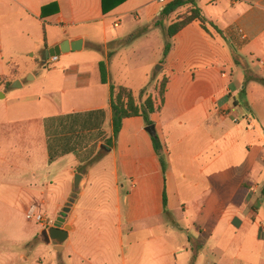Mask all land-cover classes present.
<instances>
[{
    "label": "crops",
    "instance_id": "0c3cea01",
    "mask_svg": "<svg viewBox=\"0 0 264 264\" xmlns=\"http://www.w3.org/2000/svg\"><path fill=\"white\" fill-rule=\"evenodd\" d=\"M197 4L212 26L195 21L164 58L163 30L151 26L168 5L159 0H127L107 15L102 0H0V176L10 167L20 183L0 186V218L48 208L37 201L48 188L39 169L54 181V169L68 163L66 173L84 176L71 212L94 169L110 191L84 202L93 214L110 197L106 220L89 215L81 228L77 216L66 219L62 251L72 254L63 264H264V85L246 81L247 71L264 78V0ZM65 40H82L81 50L52 62L45 51ZM144 52L148 60L132 65ZM165 77L164 106L150 118L164 171L142 117L125 119L114 138L111 85L157 97ZM38 236L20 249L55 247L30 245ZM14 261L16 250L0 249V264Z\"/></svg>",
    "mask_w": 264,
    "mask_h": 264
},
{
    "label": "rangeland",
    "instance_id": "374dc122",
    "mask_svg": "<svg viewBox=\"0 0 264 264\" xmlns=\"http://www.w3.org/2000/svg\"><path fill=\"white\" fill-rule=\"evenodd\" d=\"M186 12V8L181 10L179 12L180 14H183ZM155 23V21H154ZM153 23V24H154ZM170 23V22H169ZM167 23V26L169 25ZM122 29L119 30H123ZM117 30V31H119ZM131 39H126L120 41L119 45L126 44ZM127 53H130V50H128ZM132 53V52H131ZM149 53L144 52L143 54L135 55L134 58H132V65L134 64L136 67L140 63H143L144 61H147L149 58ZM126 60V59H125ZM261 65V63H259ZM166 78V77H165ZM264 89V87H262ZM260 97V95H257ZM241 113H247L246 108H241ZM105 151H102L103 155ZM68 164V163H67ZM65 164H62L59 167H56L54 169V181L46 179L44 177L45 171L39 169V182L43 184L44 187L48 185V188H41L45 189L46 193L44 196L40 197L37 201H40V199H45L48 201V208L42 209V214L47 218L54 221L52 226H49L47 228L46 224L41 225L37 222L28 221L25 217V209H8L5 213H1L0 218V224L4 225L3 231L5 234L3 235L4 238H6V243L4 245L0 246L1 252H6L7 256H9L11 253H15V250L17 252V261L12 264H63L64 262H67L69 259V255L72 254V250L68 249L65 251V253L62 251L60 254L54 250L53 246H48L45 243L40 242L37 246L33 248H25L20 249L22 245H25L28 241L32 240L34 237L40 235L41 240L45 241L46 237L48 236V230L49 228H52L54 224L57 221V218L62 215L63 209L67 207V204L69 203V199L71 198V195L69 198L62 204L64 199L71 193V189L73 187V181H74V175L71 173H66L64 167ZM16 175L17 172H12V168L8 167L5 174L0 176V186L2 189H13L15 186H19L20 183L16 181ZM102 173L99 169H94L92 171L91 180L86 188V196L83 195L77 200V207L76 209L66 216V219L72 218L77 216L78 224L81 228L86 227V224L89 223V219H87V216L94 215L95 220L105 218L106 215H102L101 212L105 211H113L112 201H109L110 197L108 198V201H102V199L99 200L98 206L100 209L96 212L95 206L93 207V214L90 211V206L84 204L86 201L88 204H91L92 199L90 198L93 195H96L97 197L101 194V188L106 192V195L110 192L109 187H105L106 183H103L102 179ZM30 175L27 176V179H30ZM52 182V183H51ZM73 192V191H72ZM110 195V194H109ZM109 202V204L107 203ZM36 203L40 205L38 202H32L31 204ZM43 206L42 204L40 205ZM108 206V208H107ZM107 208V209H106ZM111 224H115V218L111 215H109ZM5 219V220H4ZM96 226L98 227L99 222H96ZM66 225H69L66 222ZM80 231V230H79ZM127 232V230H126ZM75 238V237H74ZM50 241V240H49ZM47 242V241H45ZM77 242H78V236H77ZM54 246L56 245L54 242H50ZM19 254H22L23 258L22 261L19 260ZM27 259L28 261H25Z\"/></svg>",
    "mask_w": 264,
    "mask_h": 264
},
{
    "label": "trees",
    "instance_id": "16d2710c",
    "mask_svg": "<svg viewBox=\"0 0 264 264\" xmlns=\"http://www.w3.org/2000/svg\"><path fill=\"white\" fill-rule=\"evenodd\" d=\"M127 0H102L103 14L107 15ZM186 12L179 14L177 18L167 26V22L170 17L180 9H185ZM198 21L201 23L204 30L208 31V26L212 24L203 15L202 10L198 7L197 0H173L170 2L161 12L158 19L151 26L153 28H161L166 40L164 46L163 56L166 58L172 49V39L183 29ZM149 27L145 28L147 31ZM220 32L218 29H216ZM142 33H137L135 36H140ZM236 64L241 65V61L236 57ZM102 82L107 83L106 67L105 64L100 65ZM5 80V79H0ZM255 80L264 85V78L252 75L249 71L246 72V81ZM168 79L164 78L158 86V96L154 97L153 94L148 92V88L141 90L139 95H136L132 89L124 86L111 85V106L113 111V127L114 138H117L121 131L123 121L127 118L142 117L146 126L153 125L151 116L156 113H160L165 102V92L168 84ZM7 84L6 86H9ZM155 149L160 159L163 170L167 168V162L165 154L160 146L156 135L153 136ZM166 203V199H164ZM41 238L38 236L30 245L36 244ZM45 241L49 242V238L46 237ZM197 254V253H196ZM196 256H194V259Z\"/></svg>",
    "mask_w": 264,
    "mask_h": 264
},
{
    "label": "water",
    "instance_id": "95a60500",
    "mask_svg": "<svg viewBox=\"0 0 264 264\" xmlns=\"http://www.w3.org/2000/svg\"><path fill=\"white\" fill-rule=\"evenodd\" d=\"M82 48V40L76 41V42H70L68 40L63 41L59 45L45 51V54H47L48 58L51 57H58L62 54L69 53L70 51H80ZM46 62V59L43 60ZM158 68H162L161 66ZM151 135H155V126L151 125L148 126L146 129ZM85 181V178L80 173L74 174V181H73V192L71 195V198L69 199V203L67 204V207L63 209L62 215H60L57 218L56 223L52 228H49L48 230V236L49 240L51 242H54L56 245L54 247V250L57 251L59 254L62 252L63 244L68 239V233L71 230V227L69 225H66V216L71 211V207L74 204L77 195L79 194L82 185Z\"/></svg>",
    "mask_w": 264,
    "mask_h": 264
},
{
    "label": "built area",
    "instance_id": "2783aa9c",
    "mask_svg": "<svg viewBox=\"0 0 264 264\" xmlns=\"http://www.w3.org/2000/svg\"><path fill=\"white\" fill-rule=\"evenodd\" d=\"M171 2V0H159V3L162 5H167ZM118 23L115 24V27H118ZM58 57H53L51 59L52 62H56ZM26 218L28 221L37 222L38 224L45 225L47 228L52 226L54 221L51 219H47L42 213H40L37 205L31 206L26 212Z\"/></svg>",
    "mask_w": 264,
    "mask_h": 264
}]
</instances>
